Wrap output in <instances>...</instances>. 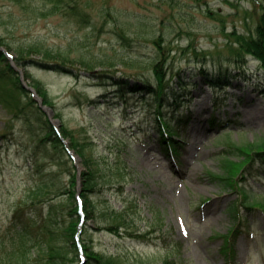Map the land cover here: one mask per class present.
I'll return each mask as SVG.
<instances>
[{
  "label": "rangeland",
  "instance_id": "1",
  "mask_svg": "<svg viewBox=\"0 0 264 264\" xmlns=\"http://www.w3.org/2000/svg\"><path fill=\"white\" fill-rule=\"evenodd\" d=\"M54 1L0 0V37L12 47L40 42L71 58L91 60L92 75L106 74L96 78L80 65L65 67L67 73L18 67L15 52L6 50L15 70L30 76L27 83L44 86L53 102L52 125L65 126L99 169L97 191L84 192L94 213L84 217L82 246L91 245L117 264H228L222 250L234 239L235 264H264L263 212L243 214L247 228L230 237L234 225L226 210L238 194L212 177L222 174L218 154L228 140L264 138V70L252 58L242 65L228 56L227 34L254 25L251 0H60L65 9L55 13ZM159 38L163 54L153 44ZM155 62L161 63L172 98L163 100L159 112L154 95L139 93L142 86H156ZM209 77L231 86L210 92ZM134 86L138 91H130ZM7 87L0 82V234L24 209L37 211L33 235L39 236L43 226H55L62 210L69 212L63 194L69 179L43 149L33 151L24 120L37 124L34 112L20 110L24 99ZM200 92L203 100L190 101ZM197 115L203 128L193 132ZM158 116L176 131V162L159 145ZM87 166L77 157L74 173L86 172ZM243 182L253 200L264 201L263 164ZM75 183L76 195H82V176ZM130 198L141 205L139 231L151 234L149 240L107 231L112 209ZM34 204L40 207L30 209ZM51 205L58 211L48 214ZM84 255L69 249L68 264H87Z\"/></svg>",
  "mask_w": 264,
  "mask_h": 264
},
{
  "label": "trees",
  "instance_id": "2",
  "mask_svg": "<svg viewBox=\"0 0 264 264\" xmlns=\"http://www.w3.org/2000/svg\"><path fill=\"white\" fill-rule=\"evenodd\" d=\"M54 2H56L52 10L54 13L65 9L63 5H61L60 0H55ZM251 4L253 7L252 16L254 18V25L252 28L247 27L243 32L234 30L227 34V37L230 39L228 56L234 58V61L242 65L246 63L248 58H252L259 62L260 67L264 70V0H251ZM71 13H73L74 17L77 16L75 10H72ZM160 41L161 38L156 39L153 41V44L158 48L159 52L163 54L164 49ZM1 47H5V50H13L15 52V63L18 67H36L45 71L67 73L70 72V70L65 67L77 68V65H80V69L85 70V72L91 76L96 78L106 76V74L103 73L97 76L92 75L96 68L91 60L71 58L61 50H54L40 42L18 43L12 47L5 44L0 37V48ZM152 66L156 79V86L154 88L142 86L139 93L154 95L155 99L158 101L159 110L162 108L164 98L169 97L167 95L168 87H166L163 82L164 73L161 70V63L155 62ZM29 77L30 76L24 72L25 81L28 80ZM1 81L8 84L9 87H7V89H9L11 94H16L24 99L20 110L24 111L28 108L32 109L34 112L37 124L32 121L30 122L28 118L24 120L26 133L29 137L28 142L33 151H37L38 148L43 149L46 157L54 159L57 166L64 168L69 182L63 194L66 195V199L69 203V212L66 214L64 210H62L61 219L55 223V226H43L42 232L37 236L33 235L38 224V219L35 215L37 211L26 213L24 209L17 210L3 237L0 234V248L4 249V256H0V264H68L69 249H72L74 254L78 252L75 235L78 232L80 215L75 201V167L60 137L68 139L70 150H72L82 162L88 165L86 172L82 173L83 194L81 195L83 201L89 206V209H87L84 203L87 219L92 218V213L94 212L92 204L85 199L84 192L88 195V193L97 191L99 187L97 181L99 169L96 167L95 163L94 165L90 163L92 161H90L84 153L85 146L81 144L65 126H60L58 132L54 129L48 116L40 108L30 92L22 86L20 74L13 68L5 52L0 49V82ZM206 83L213 86H220L225 82L209 77ZM28 85L35 89L36 93L42 98L44 105L53 108V102L48 97L44 86L41 85L40 82L31 80L28 82ZM138 89L139 88L134 86L130 91L136 92ZM56 118H58L57 114ZM178 122L179 121H177V123ZM162 124L164 127H168L167 122L162 121ZM36 125H39V128H37ZM160 144L164 147L166 153L176 151L175 147L177 141L171 137L161 135ZM218 156L222 174L219 176L213 175L212 177L219 181L222 187L228 190V192H235L238 194L239 200H235L226 210L227 217L235 226L229 229L232 232L230 237L236 238L240 232L246 229L243 223V214L246 215L249 211H261L264 213V201L258 202L253 200L252 196L249 195V190H247L243 182L245 174L249 173L257 163L264 165V138L253 143H235L228 140L224 150H222ZM39 207L40 206L34 204L30 206V209H38ZM55 210L58 211L56 206L51 205L48 214ZM23 213L25 218L21 219ZM140 215L141 205L139 202L133 198L125 199L120 209H112L110 213V225L107 231L116 236H121L122 234L126 236L127 234L133 238L150 239V234H139ZM65 216H68V221L64 220ZM4 238L7 240L6 245H4ZM44 240H46V243H43ZM233 240L228 242L222 250V254L226 257L228 264L236 263V251L234 250L235 244ZM6 246L8 247L5 250ZM83 250L86 260L88 261L87 264H117L112 257L100 252H94L91 245H83ZM162 264L174 263L171 260H165Z\"/></svg>",
  "mask_w": 264,
  "mask_h": 264
},
{
  "label": "bare ground",
  "instance_id": "3",
  "mask_svg": "<svg viewBox=\"0 0 264 264\" xmlns=\"http://www.w3.org/2000/svg\"><path fill=\"white\" fill-rule=\"evenodd\" d=\"M195 96H196V95L191 96V99L194 98ZM195 121H196V122H195L196 125L193 126L192 131H193V132H200V131L202 130V128H203V125H201V120H200V118H199L198 115L196 116ZM189 153H190V152H189ZM190 156H194L193 153H192V155H190ZM186 170H187V169H186ZM183 173H184V172H183Z\"/></svg>",
  "mask_w": 264,
  "mask_h": 264
},
{
  "label": "water",
  "instance_id": "4",
  "mask_svg": "<svg viewBox=\"0 0 264 264\" xmlns=\"http://www.w3.org/2000/svg\"><path fill=\"white\" fill-rule=\"evenodd\" d=\"M24 86H25V85H24ZM28 90H30L31 92H33V91H32L31 89H29V88H28ZM38 101H39V103L41 104V100L38 99ZM42 108H43V107H42ZM44 110H47L48 113L51 115L52 112H51V110H50L49 108H48V109H45V108H44ZM63 142H64V141H63ZM64 144H66V143L64 142ZM66 148H67V146H66ZM67 150H68V148H67ZM68 152L70 153L69 150H68Z\"/></svg>",
  "mask_w": 264,
  "mask_h": 264
}]
</instances>
